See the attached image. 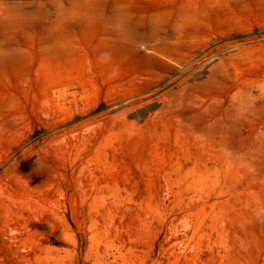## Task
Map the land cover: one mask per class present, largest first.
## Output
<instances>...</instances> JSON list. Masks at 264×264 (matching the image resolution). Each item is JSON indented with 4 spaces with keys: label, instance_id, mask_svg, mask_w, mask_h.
Listing matches in <instances>:
<instances>
[{
    "label": "rangeland",
    "instance_id": "374dc122",
    "mask_svg": "<svg viewBox=\"0 0 264 264\" xmlns=\"http://www.w3.org/2000/svg\"><path fill=\"white\" fill-rule=\"evenodd\" d=\"M0 264H264V0H0Z\"/></svg>",
    "mask_w": 264,
    "mask_h": 264
}]
</instances>
